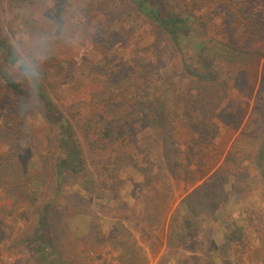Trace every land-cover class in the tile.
Segmentation results:
<instances>
[{
    "label": "rangeland",
    "instance_id": "374dc122",
    "mask_svg": "<svg viewBox=\"0 0 264 264\" xmlns=\"http://www.w3.org/2000/svg\"><path fill=\"white\" fill-rule=\"evenodd\" d=\"M150 1L178 46L128 0H0L2 39L47 38L36 87L0 79V264H264V0L255 29L252 2Z\"/></svg>",
    "mask_w": 264,
    "mask_h": 264
},
{
    "label": "trees",
    "instance_id": "16d2710c",
    "mask_svg": "<svg viewBox=\"0 0 264 264\" xmlns=\"http://www.w3.org/2000/svg\"><path fill=\"white\" fill-rule=\"evenodd\" d=\"M128 1L135 6V9L139 14L149 18L150 21L157 24L161 29V31L168 36L170 41L175 46H178L177 44L179 42V37L188 30L187 20L181 18L178 15L166 14L165 10L159 8L150 0H128ZM237 1H240L242 5H246V2H252L253 0H237ZM233 2H234L233 0H228V4H233ZM253 3L254 2H252V4ZM251 8L254 9H252L249 12L247 20L245 21L250 27H254L255 29V26L258 25L259 22L261 23V18L263 19L264 22V18L263 17L260 18L261 12L260 10H257V6L255 4L251 5ZM238 10L243 11L244 9L242 7H239ZM0 53L2 54L3 62L8 63V59L10 56L9 43L6 40L2 39L1 37H0ZM263 68H264V59H263ZM4 70L5 69L3 68L2 63H0V79L3 81V83L10 90L14 91L18 95H23L24 90L22 89L20 84L16 81H13L12 79H9L8 76L5 74ZM201 79H205V78L202 77ZM36 92L38 97L42 101L46 111L51 112L52 114L53 113L52 111H54L53 109L54 104L49 98L48 94L40 86H38ZM199 130L200 131L197 130V133H201L203 131V129H199ZM63 131L64 132L61 136L60 141H61V145H63L62 148H64L65 150L64 151L65 154L63 157L59 159L58 171L60 174L65 171L71 174H81V168L83 162L79 147L75 144L74 140L71 138V129L68 126L67 127L65 126L63 128ZM66 147H69L70 150ZM257 161H259L258 163L260 164L262 161L264 162V141L261 144V149L258 153ZM150 191L152 194L157 195L156 194L157 189L154 190V188H151ZM167 193H168L167 191L166 193L163 192V194H167ZM146 209L147 207L145 208V210ZM156 218L159 219L157 216Z\"/></svg>",
    "mask_w": 264,
    "mask_h": 264
},
{
    "label": "clouds",
    "instance_id": "9594fccd",
    "mask_svg": "<svg viewBox=\"0 0 264 264\" xmlns=\"http://www.w3.org/2000/svg\"><path fill=\"white\" fill-rule=\"evenodd\" d=\"M47 38L41 33H24L9 42V59L5 74L9 79L22 80L36 87L40 82V66Z\"/></svg>",
    "mask_w": 264,
    "mask_h": 264
},
{
    "label": "crops",
    "instance_id": "0c3cea01",
    "mask_svg": "<svg viewBox=\"0 0 264 264\" xmlns=\"http://www.w3.org/2000/svg\"><path fill=\"white\" fill-rule=\"evenodd\" d=\"M167 249H168L167 244L164 241V243L161 246L160 250L158 251V253H156V255L153 258L150 255H148V253H147V255H148L147 256L148 264H157V262L160 261V257H162V255H163L162 253H165L167 251ZM147 252H148V250H147ZM176 263L179 264L178 262H176ZM176 263H174V264H176ZM169 264H171V262H169Z\"/></svg>",
    "mask_w": 264,
    "mask_h": 264
}]
</instances>
